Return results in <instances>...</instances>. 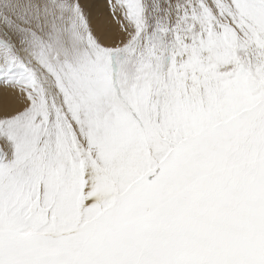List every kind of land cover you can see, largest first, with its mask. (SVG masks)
<instances>
[{
    "label": "snow or ice",
    "instance_id": "1",
    "mask_svg": "<svg viewBox=\"0 0 264 264\" xmlns=\"http://www.w3.org/2000/svg\"><path fill=\"white\" fill-rule=\"evenodd\" d=\"M0 264H264V0H0Z\"/></svg>",
    "mask_w": 264,
    "mask_h": 264
},
{
    "label": "bare ground",
    "instance_id": "2",
    "mask_svg": "<svg viewBox=\"0 0 264 264\" xmlns=\"http://www.w3.org/2000/svg\"><path fill=\"white\" fill-rule=\"evenodd\" d=\"M4 90V85L3 84H0V93H2Z\"/></svg>",
    "mask_w": 264,
    "mask_h": 264
}]
</instances>
